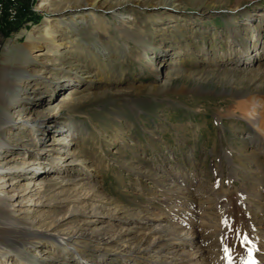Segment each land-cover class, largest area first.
Instances as JSON below:
<instances>
[{
  "label": "rangeland",
  "instance_id": "rangeland-1",
  "mask_svg": "<svg viewBox=\"0 0 264 264\" xmlns=\"http://www.w3.org/2000/svg\"><path fill=\"white\" fill-rule=\"evenodd\" d=\"M87 1L70 0L60 14L40 7L41 0H26L31 7L17 23H11L12 11L0 16V121L5 98H29L18 124L0 127L6 147L0 151V166L6 168L10 161L15 166L14 174L1 181L7 190H15V216H26L36 230L65 233L78 228L83 218L90 226H79L91 234L99 231L97 220L109 219L116 227L118 220H125L133 230L124 240L130 250L91 241L78 258L73 250L63 252L59 244L43 238L22 248L16 245L20 253L9 250L3 264H169L171 254L160 259L158 253H142L144 246L138 244L149 228L142 218L157 222L156 215L165 224L194 221L195 231L205 237L197 247L214 250L220 264H234L243 249L252 255L255 250L256 264H264V145L237 107L241 90L264 91V73L263 79L255 77L256 66L246 64L247 59L236 65L238 54L221 58L232 46L233 51L247 46L256 54L252 39L257 30L264 41V0H181L178 8L136 0L140 4L127 8L138 24L132 33L119 32L115 22L120 18L103 10L107 4L100 1L102 22L88 18L68 43L70 19H81L89 10ZM47 21L54 35L50 44ZM91 28L104 37L99 46L107 52L101 61L93 54L100 47ZM139 38L148 45L139 44ZM145 49L162 72H179L173 82L164 83V90L155 89L164 74L157 77L139 55ZM205 49L215 61H207ZM14 111L12 107L6 113L17 119ZM49 119L55 122L50 125ZM35 122L44 124L33 134ZM36 153L43 159L22 164ZM36 180L45 185H36ZM88 186L91 197L79 203L77 197H84ZM65 203L76 212L49 227ZM138 219L141 223L135 224ZM23 235L15 234L18 240ZM228 236L232 241L226 249ZM46 240L51 243L44 245ZM22 257L28 261L21 262Z\"/></svg>",
  "mask_w": 264,
  "mask_h": 264
},
{
  "label": "bare ground",
  "instance_id": "bare-ground-1",
  "mask_svg": "<svg viewBox=\"0 0 264 264\" xmlns=\"http://www.w3.org/2000/svg\"><path fill=\"white\" fill-rule=\"evenodd\" d=\"M100 1H104L107 4L105 9H103V10H110L113 12V15L120 18V22H115V25L119 28L118 29L119 32H121V33H132L133 30L136 28V26H138L137 20H135L136 17L131 12L132 10L127 9V8L131 4H140L139 1H136V0H89V2L87 1V3H85L86 5H89V10L84 11L83 12L84 14L80 15V17L82 16L81 19L78 20L77 19L78 17L75 15H73V19L75 21L73 19H70V24L67 27L68 28L67 34H68V39H69L68 43H71L74 40L75 33L78 32L79 29L81 28V26H79V25L87 24L88 18H90L89 19L90 21H93L95 23L102 22V21H100L102 19H98V16L100 15L99 9H102L101 5H100ZM150 1H152L151 2L152 7L166 5V6H171L173 8H178L179 3L181 2V0H170L171 3H165L163 1H155V0H150ZM153 2H155V3H153ZM69 4H70V0H41V3L39 6L40 7H45V6L50 7V10H53L54 12L60 11L61 12L60 14H62L64 11L67 10ZM116 7H118V8H116ZM25 12H26V10H25ZM64 14H63V16H64ZM12 15H13V13H12ZM17 21H18V19L16 20V22H12V24L17 23ZM105 25H110V22H107V23L101 25L102 30L106 29ZM49 26H50V21H47L46 25H45V27H46V29H45L46 33L45 34H46L47 39L49 40L48 44H50L54 39L53 32L51 31ZM72 26H74V27L72 28ZM93 30H95V29H93V28L89 29L90 33L93 34L91 36L95 37V39H97V38L99 39L96 41V44H97V47H100L97 50L98 52L96 51V53H93V54H95L94 56L98 59V61L99 60L101 61L100 58L102 56H106V52H107L106 48L107 47L101 49V46H99V43L102 42L104 37L101 34H99L98 32H95ZM87 32H88V30H87ZM140 37H142V35ZM37 41H39V40H36V42ZM138 41H139L138 42L139 44L142 42V46H144V47H146L148 45V44L146 45V42L143 43L141 38H139ZM263 43H264V41H262V39L259 36L258 31L256 30V31H254V35H253V39H252V48H254L253 50L256 51V54H254V55L250 54L251 52H248L249 50L247 49V46L242 47V49H240L238 51H236V50L233 51V46H232V49H230L227 52V55H225V53H223L221 55V58L222 59L228 58L229 60H231L233 57V54H238V56L240 58H238V60L235 61L236 65L241 64L242 59H244V60L247 59V62H245L243 60V63L245 62L246 64L247 63L254 64L256 66L254 69V72L256 73L255 77L259 76V78L263 79L262 74H261V73H264V58L261 57L262 51L264 49L263 46L261 47V45ZM124 45L129 46V44H124ZM261 48H263V49H261ZM48 49L49 48H47V50ZM260 49H261V51H260ZM40 54H43V53L41 52ZM139 55H140V57L147 60L146 64L148 66H150L149 69H151V71L157 77L158 76L160 77V75L162 73L164 74V78H165L164 82L161 85L156 86L155 89H159V90L166 89V85L164 83L168 84L170 82H173V80L175 79V78L173 79V77L179 73L178 71H176L175 73H172L169 75V72H167V71L162 72V70L159 67L157 68L156 66L153 65V59L148 60L146 49L144 52L140 53ZM205 55L207 56V59H210V60L206 59L207 61H209V62L215 61L214 58H213V60L211 59V56H213V55H211L209 53L208 49H205ZM214 57H216V56H214ZM164 66H165V64H164ZM61 70L64 71L65 68H62ZM72 71L73 70H70V69L66 70V72L70 76L72 74ZM231 71H233V70H231ZM179 89H183V88H179ZM241 91H242V94H240V96L237 95L238 98L240 97L239 101L236 100L237 101V107L243 113L242 118L246 119L252 125L255 132L258 133L257 136L255 135V139L261 141L264 145V96L261 95L262 94L261 92L264 93V91H260V90H255V91L241 90ZM101 96H103V95H101ZM28 100H29V98H25V99L16 98L15 101L10 100L8 98L4 99L5 111L2 112V114L4 116L6 115L5 116L6 119L4 118V116H2L3 118H1V119L3 121H0L1 129H4V124H6V125L9 124L10 128L11 127L13 128L18 124L19 120L21 119V118H19V117H21L20 113L23 110V108L21 106L24 103V101H28ZM12 107H14V109H15L14 113H18L17 119L9 116L6 113ZM57 109H58V107L55 108V110H57ZM52 119L55 120L54 118H52ZM52 119H49L48 123L50 125H51L50 122H55ZM43 124H44V122L32 123L31 131L33 132V134H34V131H38L41 128V125H43ZM70 136L72 137L71 141L75 140L74 135H70ZM33 137L35 139L34 135H33ZM4 147H5V144L2 141H0V151ZM27 156L28 157H26V159H28V160H25L22 162V164H24V165L27 164L26 166H30L35 161H37L39 159H43V156L40 153H36L35 156L30 155V154ZM54 161H55V159H54ZM10 162L8 163L9 166L6 168L8 170H11V172H6L8 170H4L6 168H3L0 166V264H3L5 262L7 256L10 253L9 250H13L12 252H14L15 254L16 253L19 254L20 251L18 250V248L25 247L26 245L31 244L32 242H35L34 240H41L43 238L51 239V240H53L52 242L59 244L62 248L61 251H63V252L64 251L67 252L68 250H73L74 254H77L78 258L81 257V254L84 252V250H85L84 246L88 245V243L91 241H93V242L97 241V243H99V244H101V242H102V244H109V245L113 244V243L119 244L120 248L121 247L125 248L124 250L129 248V249H127L126 252H128L130 250V247H127V245H130V244L124 240H127L128 238L131 237L133 230L128 227V221H125V220L121 221V220L117 219L118 221H120L118 223L117 227L114 225H111L112 222L109 223V221H110L109 219H104L102 221L97 220V222H98L97 224H100V225H99V227H95V229H99V231L96 230L95 233L92 232L91 234H88L85 231L86 228L81 230V227L79 226L83 222V218H82V221L79 222L80 224L78 225V228H72V229H70V231L68 230L65 233H61V232L59 233L58 231L55 233H50V232H48V230H46V231L45 230H38V229L36 230L33 226L34 222L32 220H28V218H25L26 216H24L22 218L16 217L15 216L16 210H14V208L16 206V203H15L16 194L14 192L15 190L14 189L7 190V188H5V183H3L4 181H1L2 179L5 180L8 176L14 174L12 172H13V169L15 168V166L10 164ZM23 168H25V166ZM14 171H18V170H14ZM41 179L43 180V178H41ZM11 183H13V181ZM44 183H45V181H40V182L37 181L36 185L43 187L45 185ZM88 185H89V183H88ZM1 189H3V190H1ZM25 189H27V187ZM39 189L40 188H37L36 190H39ZM91 189H92V187H89V186H88V188L86 187L85 190H87L88 192L85 193L84 197L83 196L77 197V200L82 199V201H79V203L87 202L86 199L91 197L90 196L91 193H89L91 191ZM93 194H92V196H94ZM67 199H69V198H67ZM189 200L191 201V199H189ZM38 202L41 203L40 200H38ZM77 203H78V201H77ZM200 203L202 204V202H200ZM198 206H199V204H198ZM62 208H64L63 213L60 216L58 215L59 217L54 218L49 227H52L55 224L60 225L63 221L68 220L71 217V214H73V212L75 211V208L72 209V207L66 203L63 204ZM190 208H192V207L190 206ZM199 208H201V207H199ZM77 211H79V210H77ZM190 212H192V211H190ZM138 218H142V217L138 216ZM44 219H46V218H44ZM155 219L157 220V222L156 221L150 222V221H152L151 219L142 218V220H144L146 222V224L149 223V228L146 229V233H144V235L139 239V243H138L139 245L144 246V247H142L143 249L140 250L142 253L147 254V253L152 251L153 253L160 254V255H158L160 259H161V254H165V255L171 254L173 257L171 259V262L170 261H168V262H170L172 264H220L219 261L218 262L215 261V257L213 254L214 250L212 251L209 247H205V246H201V249L197 247L198 246L197 243L200 244V241L203 240L205 237H202L199 234V232L195 231L194 228L196 226V223L194 221L190 222V224L186 223V222H181V223L180 222H175V223L174 222L173 223L167 222V224H165V223H163V221L165 220L163 217L156 215ZM85 220L86 219H84V221ZM87 220L89 221V219H87ZM127 220H129V219H127ZM131 220H133V219H130L129 222ZM134 220H136V219H134ZM139 222H140V220L135 224H140L141 222L140 223ZM97 224H96V226H97ZM202 224H203V222H202ZM81 225L83 228L86 225L88 226L89 223H87V221H85ZM16 233L24 234L22 237V240H18L19 237L15 236ZM3 238L7 239L9 242L8 243L2 242L1 240ZM231 238H232V236L231 237L228 236V239L224 243V248L227 249L229 247V244H231V241H232ZM29 240H31L32 242H30ZM142 241H145V242L143 243ZM250 241L251 240H246L244 242V244H247V243L250 244ZM119 242L123 243V244L120 245ZM49 243H51V241L46 240L44 245H47ZM142 243L145 245H143ZM255 243L256 244H254V246L256 248H254V249H257V242H255ZM16 245H18L19 247L17 248ZM258 245H259V240H258ZM56 247H58V246H56ZM263 248H264V245H263ZM236 252H239V250ZM253 252H254V255H252L253 253L249 254L246 249H243L239 254L234 256V260H235L234 264H253V263L256 264V258L258 256L255 255V250H253ZM246 255L248 256V259L245 260L244 258L246 257ZM15 256H18V258H20L19 255H15ZM262 256H263L262 258H264V254H262ZM22 261L27 262L28 260L25 259V257H22L21 262ZM84 261L85 260H80L79 264H85ZM98 262L99 261L96 260V261H92L90 264H98ZM28 263L30 264L29 261H28ZM157 263L159 264V262H157ZM257 264H259V263H257Z\"/></svg>",
  "mask_w": 264,
  "mask_h": 264
},
{
  "label": "built area",
  "instance_id": "built-area-1",
  "mask_svg": "<svg viewBox=\"0 0 264 264\" xmlns=\"http://www.w3.org/2000/svg\"><path fill=\"white\" fill-rule=\"evenodd\" d=\"M26 7H31L26 5V0H0V16H5V11H12L13 20H11V23L16 22L25 12ZM0 29L3 32V24H0Z\"/></svg>",
  "mask_w": 264,
  "mask_h": 264
},
{
  "label": "trees",
  "instance_id": "trees-1",
  "mask_svg": "<svg viewBox=\"0 0 264 264\" xmlns=\"http://www.w3.org/2000/svg\"><path fill=\"white\" fill-rule=\"evenodd\" d=\"M37 18H35L37 21H39L40 19H41V17L40 16H38V15H35Z\"/></svg>",
  "mask_w": 264,
  "mask_h": 264
}]
</instances>
